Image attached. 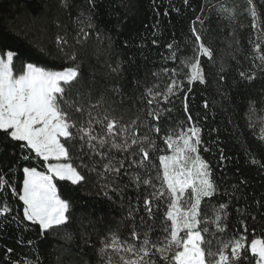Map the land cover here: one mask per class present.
<instances>
[{"label": "trees", "instance_id": "obj_1", "mask_svg": "<svg viewBox=\"0 0 264 264\" xmlns=\"http://www.w3.org/2000/svg\"><path fill=\"white\" fill-rule=\"evenodd\" d=\"M69 3L72 7L60 9L57 0H0V52L17 53L14 74H19L21 64L27 62L49 70L71 66L65 59L57 58L56 37L64 36L70 45L67 50H75L87 82L94 83L98 89L96 95L103 92L108 98L104 107L110 104L111 115L122 117L121 123L127 124L138 114V108L148 107L146 89L162 92L172 79H178L183 81L182 86L187 91L184 75L187 68L181 61L195 56L192 34L195 28L203 43L213 51V59L201 57L206 82H195L191 86L187 103L202 129L200 155L210 164L220 190L212 198V205L220 202L229 205L227 231L218 235L225 239L232 237L243 230L241 221H244L249 239L253 229L256 237L264 239V141L259 139L264 128V71H261L264 65L254 59L256 53L251 51L253 45L249 43L252 39L264 48V35L254 32L250 26L247 0H97L93 28L76 21L80 11L87 15L91 8L86 0H69ZM255 3L264 23V0H255ZM222 9L230 10L231 17ZM81 27L89 35L85 38L80 34L81 43L77 44ZM258 35L260 39H256ZM34 43H42L53 55H40L32 47ZM117 64L121 65L119 75L109 70V65ZM254 64L259 67H253ZM172 69L180 74L173 77ZM240 72L255 74V79L251 82L242 79ZM112 88H119V94H114ZM157 99L162 108L172 109L161 117V135L170 126H180L181 121H187L183 92L171 96L167 104L162 97ZM205 102L207 109L203 106ZM250 105L255 113H250ZM99 111L103 113L104 109ZM145 133L155 136L147 128H140L139 135ZM157 143L166 148L162 140ZM205 147L209 150L204 151ZM221 152L227 158L223 163ZM163 154L170 153L150 152L147 171L153 176L156 169L152 165L158 166V156ZM111 155L116 157L114 163L128 156L116 151ZM133 159L138 160L139 156ZM63 162L73 165L88 178L86 183L77 186L53 180L58 196L71 202L70 223L66 226L73 237L70 241L63 239V231L42 236L38 225L23 220V204L8 185L19 193L23 186V167H35L46 174L47 169L42 160H24L18 146L14 148L12 144L0 142V176L6 177V187L0 191V208L5 202L10 208L6 216L0 217V264H76L77 261L101 264L95 248L85 245L83 233H90L96 247H99L100 237L109 230L119 229L122 239L127 236L131 224L125 226L122 221L128 214L129 203L136 205L138 194L135 186L129 184V177L124 176L117 185L129 184L123 195L110 191L109 199L101 190L107 181L89 173L84 165L92 161L87 157L81 159L78 149L71 148L70 158ZM128 170L142 177L147 175L138 167ZM241 180L245 182L240 183ZM212 205L202 202L208 214ZM157 235L162 233L152 238Z\"/></svg>", "mask_w": 264, "mask_h": 264}, {"label": "snow or ice", "instance_id": "obj_2", "mask_svg": "<svg viewBox=\"0 0 264 264\" xmlns=\"http://www.w3.org/2000/svg\"><path fill=\"white\" fill-rule=\"evenodd\" d=\"M96 2L86 0L91 8L87 15L83 11L77 14V23L86 24L87 28L94 27L92 20ZM247 4L251 28L264 35V23L258 16L255 0H247ZM57 6L60 9L72 7L69 0H57ZM222 11L229 12L231 17L230 10ZM80 34L85 38L89 35L81 27L77 44L81 43ZM192 34L195 56L181 61L187 68L184 74L187 91L182 86L183 81L178 79H172L162 92L146 89L148 107L138 108V114L127 124L121 123L122 117L118 119L111 115L110 104L104 107L108 98L103 92L96 95L98 89L94 83L87 82L76 52L67 50L70 45L64 36L56 37L57 58L65 59L71 66L62 70H49L27 62L21 64L19 74H14L17 53L12 50L0 52V142L12 144L14 148L18 146L24 160H42L47 169L45 174L35 167H23L20 192L17 193L14 186L8 187L23 204V220L38 225L42 236L63 231L65 241L73 238L66 230L70 223L68 213L71 202L57 195L53 180L67 181L73 186L87 182L88 178L81 171L63 162L70 158L71 148H76L81 159L87 157L92 161L90 165H84L89 173L107 181L101 189L106 197L111 199L110 191L122 196L129 184L134 185L138 193L136 205L129 203L128 214L122 221L125 226L131 224L126 237L121 238L119 229L109 230L100 237L99 247H96L90 233H83L85 245L95 248L101 264H264V239L255 236V229L249 239L244 221H241L243 230H238L232 237L225 239L218 235L227 231L225 222L229 219V205L223 202L212 205V198L220 190L213 179L210 164L200 155L202 129L191 115L187 103L191 86L195 82H206L201 57L212 60L213 51L203 43L195 28ZM256 39H260V35ZM249 43L253 45L251 51L256 53L254 59L264 65V48L252 39ZM32 47L42 56L53 55L42 43H34ZM253 67L259 65L254 64ZM109 70L119 75L121 65H109ZM171 71L173 77L180 74L176 69ZM240 76L249 82L255 79V74L240 72ZM220 80L223 81L224 77L221 76ZM111 91L119 94L120 89L112 88ZM179 92L184 93L187 121H181L180 126H170L161 135V117L172 109L162 108L157 98L162 97L163 103L167 104L170 97ZM154 104L156 106L152 107ZM203 106L207 109L208 103ZM101 108L103 113L99 111ZM249 111L255 113L256 110L250 105ZM140 128H147L155 136L147 133L139 135ZM259 139L264 141V128ZM157 140H162L166 148L160 147ZM134 147L136 151H133ZM208 150L204 148V151ZM113 151L120 152L122 156L127 153L128 156L114 163L116 157L111 155ZM152 151L170 153L159 155V165H152L156 169L155 176L147 171ZM136 156H139L138 160L133 159ZM220 159L221 163L227 159L223 152ZM125 160H128L127 168ZM253 163L257 161L253 160ZM133 167L145 170L147 175L142 177L139 173H130L128 169ZM124 176L129 177V184L117 187ZM5 187L6 177L0 176V191ZM202 202L212 205L210 214L205 211ZM9 212L5 202L0 208V217ZM158 232L162 235L153 239ZM8 252L12 249L9 248Z\"/></svg>", "mask_w": 264, "mask_h": 264}, {"label": "rangeland", "instance_id": "obj_3", "mask_svg": "<svg viewBox=\"0 0 264 264\" xmlns=\"http://www.w3.org/2000/svg\"><path fill=\"white\" fill-rule=\"evenodd\" d=\"M39 172V171H38ZM46 174V173H45ZM54 183V182H53ZM58 195V194H57Z\"/></svg>", "mask_w": 264, "mask_h": 264}]
</instances>
